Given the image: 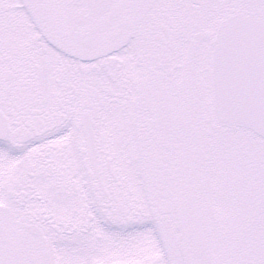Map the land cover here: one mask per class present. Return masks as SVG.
Segmentation results:
<instances>
[{"label":"snow or ice","instance_id":"6c2138e0","mask_svg":"<svg viewBox=\"0 0 264 264\" xmlns=\"http://www.w3.org/2000/svg\"><path fill=\"white\" fill-rule=\"evenodd\" d=\"M0 264H264V0H0Z\"/></svg>","mask_w":264,"mask_h":264}]
</instances>
